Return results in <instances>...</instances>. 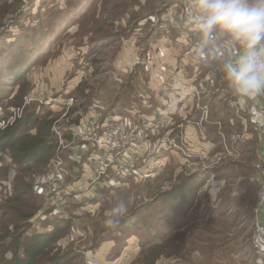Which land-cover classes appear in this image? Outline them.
<instances>
[{
  "label": "rangeland",
  "instance_id": "1",
  "mask_svg": "<svg viewBox=\"0 0 264 264\" xmlns=\"http://www.w3.org/2000/svg\"><path fill=\"white\" fill-rule=\"evenodd\" d=\"M136 1V4L133 0L99 1L86 19L72 26L52 46L54 49L43 64L33 66L24 81L5 87L12 89L0 101V134L31 110H48L50 118L55 120L51 128L54 157L48 169L33 175L31 180L34 192L43 203L31 224L35 231L48 229L47 221L53 216L50 215L51 199L57 201L52 206H59V213L53 217L67 219L68 209L77 207L75 214L82 219L75 222L73 239L80 246H91L100 232L97 229L109 227L105 223L109 209L117 199H122L128 207L122 218L133 214L135 219L128 220L129 225L122 224L120 233L117 228L111 235L107 233L108 238L98 250L85 253L76 262L132 264L147 237L145 229L136 230L137 227L150 225L164 232L180 222L175 218L167 220L165 214H160L168 205L164 200L158 201L157 194L168 192L189 178L190 184L199 189L182 219L184 226L171 233L183 238L186 248L179 256H161L156 264H264L256 260L251 247L262 145L249 114L236 108L238 100L223 79L222 64L228 55V49L223 46L225 38L218 36L205 49L206 58H201L200 37L185 21L188 0H165L164 6L157 7L156 17H151V24L140 21L147 16L148 0ZM72 2L20 0L13 4V0H0V45L15 42L23 31L28 33L49 25L51 19L58 22V10ZM8 7L11 12L6 14ZM18 7L19 16L12 13ZM133 25H138L137 30L129 33ZM103 35L117 36L118 42L85 60L89 40ZM149 35L143 54L145 38ZM138 65L141 68L130 81ZM171 66L176 73H186L190 78L189 73L193 72L198 78L185 82V76H166ZM128 83L130 90L111 113L108 106ZM158 83L165 87L170 99L176 93L181 94L177 88H185L189 101L185 100L186 108L178 111L184 115L194 107L195 111L188 115L190 118L180 119L172 106L170 112L175 114L172 119L167 118L171 115L166 109L156 121V118L146 120L148 116L141 108L144 102L155 101L154 84ZM170 86L176 89L168 91ZM20 87L26 92L23 106L14 108L11 103ZM158 97L169 100L163 91ZM90 109L96 111L92 113ZM104 112L110 118L121 117V122L144 131L146 144L136 146L134 153L113 152L108 157H97L96 143L82 141L79 135L74 136V131L77 127L90 126L91 115H97L95 123H91L93 127L100 126L104 123L100 121ZM137 116L146 121L137 120ZM77 117V123L73 124ZM30 132L34 134V130ZM119 163L126 164L125 171L129 174L121 180L116 174ZM2 168H6L7 176L0 178V203L12 194L17 169L9 153L0 150ZM47 176L53 177L50 183ZM82 179L81 187L78 184ZM88 191L92 193L85 200L82 196ZM192 193V190L186 192ZM70 239L59 242L62 248ZM95 251L104 253L94 254Z\"/></svg>",
  "mask_w": 264,
  "mask_h": 264
},
{
  "label": "trees",
  "instance_id": "2",
  "mask_svg": "<svg viewBox=\"0 0 264 264\" xmlns=\"http://www.w3.org/2000/svg\"><path fill=\"white\" fill-rule=\"evenodd\" d=\"M72 1V4L65 9L58 10V22L51 19L49 25L27 31L28 33L23 31V34L15 42L9 44L3 42L0 45V101L6 99L12 89L6 90L5 87H13L15 84L24 81L33 66L43 64L53 51L52 46L59 42L72 26L86 19L92 8H95V5L101 0ZM133 1L136 4L137 1ZM164 1L148 0L147 16L141 18L140 21L145 20V24H151V17H156L157 13L155 11L159 9L158 6H164ZM19 2L20 0H13V4ZM19 11L20 7L17 8V11L12 10V13L15 14L16 12L19 16ZM10 12L11 8L6 11V14ZM185 21L187 23V20ZM137 26L133 25L129 33L137 30ZM118 38L117 36L114 38L104 35L91 38L85 60L86 58L90 59L100 50L115 45ZM150 38V35L145 38L143 54L148 47L147 41ZM217 38L216 40H218ZM219 43L221 45V41ZM134 68L132 76L129 77L130 81L135 72L141 67L138 65ZM130 86L129 83L125 84L119 96L108 106L111 113H114L118 101L123 98L127 90H130ZM3 89H5V92H1ZM25 93L20 87L11 103L14 108L23 106ZM83 105L87 106V104ZM85 109L87 108L85 107ZM40 110L26 112L21 119L15 121L11 127L0 134V150L9 153L17 168L16 176L12 180V194L0 203V264H77L76 261L82 255L100 248L107 237V233L114 231L116 228L120 233L119 231L123 229L121 228L122 224L129 225L127 221L135 219L132 214L128 218H122L115 226L97 229L100 232H98L93 241L94 244L91 246H80L77 244V240H74L76 236L74 234L76 230L75 222L82 219L81 216L75 214L78 208L74 206L68 209L67 219L53 217L52 220L47 221L48 229L44 231L34 230L31 220L42 208L43 203L34 192L31 183L32 176L48 169L55 152L51 135V128L55 120L50 118V111L44 109L41 110V113ZM106 117H110L108 112H104L102 121ZM77 120L78 117L73 124L77 123ZM33 130L34 134H31L30 131ZM253 154L256 153L253 152ZM252 159L254 160V156ZM6 176V168L0 169V178H6ZM190 181L191 179L185 178L168 192L157 194L158 201L159 199L164 200L163 203L168 205L163 210L164 212L161 211L160 214H165L167 220L175 218L179 219L180 222L164 232L156 230L150 225L137 227L136 230L145 229L147 237L141 243L139 255L132 264H156L161 256H179L184 251L186 248L185 240L179 235H172L171 233L184 226L182 219L186 217L199 189V186L193 187ZM187 190H192V195L186 194ZM170 204L173 205L170 206ZM87 215L89 214L87 213L85 216L87 217ZM158 215L159 213H157ZM70 237L72 239H70L68 245L62 248L59 242Z\"/></svg>",
  "mask_w": 264,
  "mask_h": 264
},
{
  "label": "clouds",
  "instance_id": "3",
  "mask_svg": "<svg viewBox=\"0 0 264 264\" xmlns=\"http://www.w3.org/2000/svg\"><path fill=\"white\" fill-rule=\"evenodd\" d=\"M187 23L200 37L201 58L218 36L225 38L223 79L241 105L264 99V0H188ZM257 118L264 122V111ZM127 211L126 202L117 199L105 223L117 225Z\"/></svg>",
  "mask_w": 264,
  "mask_h": 264
},
{
  "label": "built area",
  "instance_id": "4",
  "mask_svg": "<svg viewBox=\"0 0 264 264\" xmlns=\"http://www.w3.org/2000/svg\"><path fill=\"white\" fill-rule=\"evenodd\" d=\"M69 102H72V100ZM235 105L234 106L239 109V111H247V114H249L250 123L256 128L255 132L257 133L258 140L262 145V148L260 147V161L262 165H264V122H261L257 118L258 112L264 111V102L261 99L256 103L255 106L249 105L248 107H245L238 101L237 103H235ZM121 121V118L112 119L104 121V123L97 127H93V125L89 123L90 126H85L83 128L77 127V129L74 131V136L78 137L79 135L82 141L96 143L98 150L95 152V154L97 157H108V154L113 152L116 154H120L121 152L127 153L128 151L134 153L135 151H137L136 146L146 144L147 139L145 133L144 131H140ZM3 124H5L4 121ZM59 165L52 166L53 168H57ZM119 165V171L118 173L116 172V174L118 179L121 180L129 176V174H127L125 171V163H119ZM262 165L259 166L261 170L259 176L260 180L258 182L259 192L257 195L255 207L253 209L255 221L253 223L251 237V247L253 250V254L256 257V260L260 263H264V166ZM57 176H60L58 172ZM52 179L53 177L47 176L48 183H50ZM89 196L91 195L86 194L82 196V198L84 197L85 200H87ZM50 202L51 205L49 206L50 208H53L51 209L50 215L52 216L53 214V216H56L59 213L57 212L59 206L57 205L58 207H55L52 205H55L57 201L51 199ZM87 264L100 263L97 260H92L88 261Z\"/></svg>",
  "mask_w": 264,
  "mask_h": 264
},
{
  "label": "crops",
  "instance_id": "5",
  "mask_svg": "<svg viewBox=\"0 0 264 264\" xmlns=\"http://www.w3.org/2000/svg\"><path fill=\"white\" fill-rule=\"evenodd\" d=\"M195 70H194V72H195ZM168 71L169 72L166 74V76H169V77H171V76L174 77L175 75H177V76H180L181 75L182 77H184L185 74H186V73L184 74L183 72L176 73V71H174V69H173V66H171L168 69ZM189 74H191V76H189ZM189 74H188V76L190 78H188L186 76L184 77L185 82L188 81V80L191 81V79L194 80V79L198 78V76H197L198 74H196V73H193L192 72V73H189ZM154 86H155V88H154V92H153V99H155V101L152 104L150 102H148V103L144 102L145 103L144 104L145 107L142 106V108H141L142 111H143V114L148 116L147 119H146L147 121H152L151 119H155V118L156 119L154 121H156L157 118L161 117L160 116L161 111L162 110L166 111V109L169 111L168 114L171 115L170 117L168 116L167 118H169V120L172 119L173 115H175V114H172V112H170V111H172V109H171L172 106H173L176 114H178V116L180 117V119H185V118L188 119V118H190L189 116H190L191 111H195V108L194 107H191L188 111H186V114H184V115L181 113V111H178V110H181L184 106L186 108L187 103H184L185 100L186 101H189V99L185 97L186 96L185 95L186 93H185V90H184L185 88L184 87L177 88L178 90H181V94L180 93H176V96H172V99H170V98H168L169 96L165 94L166 93V89H165V87L163 88L162 84L158 83V85L154 84ZM192 87H194V86H192ZM174 89H176V88H174V86H170V88H167V90L168 91H171V92ZM162 91H163V95L166 96L167 99H169V100H165L163 98H159L158 97ZM166 97H164V98H166ZM92 103H95V101H93ZM92 106L93 107H96L98 105L97 104H93ZM169 108H170V110H169ZM90 111L92 113H94L96 110L95 109H90ZM147 111H148L149 114H147ZM139 116L141 117L142 115H139ZM139 116L136 117L137 120H141ZM118 118H121V117H116V118L106 117L103 121H105V120L108 121V120H111V119H118ZM88 119H89L88 123L89 122L90 123H95V121L97 119V115L94 116V117L91 115V116L88 117ZM146 120H141V121H146ZM100 121H102V118H101ZM180 122L182 123L181 120H180ZM79 183L80 184H78V185H80L82 187V185H83V179ZM107 186L110 187L112 185L110 184V185H107ZM91 193H92V191H88L87 192V195L88 194L91 195ZM95 253H98L99 255H102L104 252L99 253V251H95L94 254Z\"/></svg>",
  "mask_w": 264,
  "mask_h": 264
}]
</instances>
